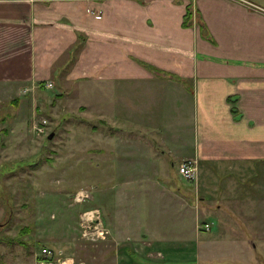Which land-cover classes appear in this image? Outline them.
I'll list each match as a JSON object with an SVG mask.
<instances>
[{
  "label": "crops",
  "instance_id": "crops-1",
  "mask_svg": "<svg viewBox=\"0 0 264 264\" xmlns=\"http://www.w3.org/2000/svg\"><path fill=\"white\" fill-rule=\"evenodd\" d=\"M245 1L0 0V96L57 83L124 104L136 130L106 140L113 175L144 159L172 181L168 155L197 162L194 187L178 171L173 185H130L191 231L143 216L144 240L124 239L120 264H190L188 250L194 264L264 257V0Z\"/></svg>",
  "mask_w": 264,
  "mask_h": 264
},
{
  "label": "rangeland",
  "instance_id": "rangeland-1",
  "mask_svg": "<svg viewBox=\"0 0 264 264\" xmlns=\"http://www.w3.org/2000/svg\"><path fill=\"white\" fill-rule=\"evenodd\" d=\"M89 13L95 19L97 12ZM189 23L187 19L185 24ZM53 86L24 91L19 98L0 96V264H120L122 256L117 249L124 247L121 242L126 238L144 240L143 216L179 220L189 237V219L172 220L154 200L145 203L143 194L129 188L159 181L173 185L178 160L171 154L166 157L172 181L166 176L150 177L152 161L144 159L139 161V171L122 168L113 175L111 152L116 146L106 140L127 137L136 130L129 123L126 106L119 112L117 101L103 96L100 100L83 87ZM44 121L45 131L39 134L35 126ZM100 153L104 161L97 160ZM119 156L122 160L118 162L126 166L127 153ZM178 182L184 181L180 178ZM186 182L194 187V181ZM131 202L136 205L128 209ZM119 217L120 224L116 221ZM127 217L134 219L132 224ZM205 221L210 224L212 219ZM223 228L212 224L204 233L214 235ZM194 243L184 244L194 251ZM140 245L137 248L144 251ZM43 249L51 250L52 256L45 257ZM186 255L183 259L194 264L193 254L188 250ZM261 258L252 260L261 264ZM229 259L239 264L244 261V257Z\"/></svg>",
  "mask_w": 264,
  "mask_h": 264
},
{
  "label": "built area",
  "instance_id": "built-area-1",
  "mask_svg": "<svg viewBox=\"0 0 264 264\" xmlns=\"http://www.w3.org/2000/svg\"><path fill=\"white\" fill-rule=\"evenodd\" d=\"M242 2H246L245 0H241ZM247 3V2H246ZM101 12H97L95 19H101ZM47 87H52V85L50 83L47 84ZM45 121L43 123L38 124V126H35V129L37 131V133L41 134L43 133V131H45ZM178 173L187 181H197V176H198V166H197V162L194 159H190V160H185L183 161L179 167H178ZM203 229L204 230H209L210 229V225L209 224H204L203 225ZM42 254L45 257H50L52 256V251L51 250H46L43 249L42 250Z\"/></svg>",
  "mask_w": 264,
  "mask_h": 264
},
{
  "label": "water",
  "instance_id": "water-1",
  "mask_svg": "<svg viewBox=\"0 0 264 264\" xmlns=\"http://www.w3.org/2000/svg\"><path fill=\"white\" fill-rule=\"evenodd\" d=\"M53 134L50 135L49 139L52 138Z\"/></svg>",
  "mask_w": 264,
  "mask_h": 264
}]
</instances>
